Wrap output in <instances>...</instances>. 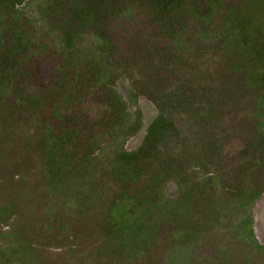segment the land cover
<instances>
[{
    "label": "rangeland",
    "instance_id": "rangeland-1",
    "mask_svg": "<svg viewBox=\"0 0 264 264\" xmlns=\"http://www.w3.org/2000/svg\"><path fill=\"white\" fill-rule=\"evenodd\" d=\"M17 4L6 23L29 37L59 25L38 0ZM120 11L100 25L113 39L106 94L9 111L0 90V264H264V0ZM92 22L80 49L98 66Z\"/></svg>",
    "mask_w": 264,
    "mask_h": 264
},
{
    "label": "flooded vegetation",
    "instance_id": "flooded-vegetation-1",
    "mask_svg": "<svg viewBox=\"0 0 264 264\" xmlns=\"http://www.w3.org/2000/svg\"><path fill=\"white\" fill-rule=\"evenodd\" d=\"M15 4L13 6V12H12V18L14 19V15H16L18 12L16 10H14L15 6L18 5L17 3H23L25 2V0H14ZM60 4L64 3L63 6L60 7V10L64 13V15L67 14V0H59ZM1 5L3 4V2L6 3V11L1 10L0 11V38H1V42L3 43L4 41V31H8L6 30L3 26L4 24H10V23H6V21L8 19H10L9 17V8L7 6V0H0ZM43 3V2H42ZM55 5V4H54ZM38 6L41 9V12L43 11L45 13V15L49 16L50 18H58V26H54L52 27L51 23H46L44 24L43 27L46 26H51L52 28L49 29V27H46L45 29L43 28H39V34L36 35L35 37H29L28 33L25 32V30H23L22 32H24V34L29 37V47L26 49V53L23 54V56H27L28 55V59L25 60H14V61H9L7 59H0V66H3V73L5 74V72L7 71L8 68H13V66L16 67L15 71H17L18 75V81H25V79L27 78V75L30 76L33 80L29 81L28 84V88H25L24 86L21 87L19 95L17 94V96H15L14 98L11 99L10 101V106L6 107L8 109H10L9 111H69L70 109H74L75 103L80 102L82 97V93H83V97L88 89V83H91L92 86V90H96L94 92H99L101 94H106L107 91H109V89L105 88V86L100 85L99 84V79H100V72L102 71V67L105 66L106 61L108 60L110 63H112V56H111V51H112V47L108 50L105 48L101 47V41L100 43H98L99 45L96 46V50L98 52V63H101L100 65L96 66V65H92L90 63H88L86 60H80V61H72V60H67V53L66 52H82L81 53V58L83 55V49H80V39L79 37L81 35H85L84 33L79 34V37L77 38V43L74 45L73 48L71 47H67V45H64L62 43V41L64 42V37L62 36V29L60 27V23H61V19L62 15L60 14V12H55V7H51L48 9L45 8V6H41V0H38ZM41 6V7H40ZM47 13V14H46ZM7 15V16H6ZM54 15V16H53ZM7 19V20H5ZM5 20V23H4ZM47 20V18H46ZM16 21V20H15ZM11 22V20L9 21ZM47 22V21H46ZM18 28V33L21 31L19 26L15 25ZM52 29H57L59 31L58 34L56 35H51L52 33ZM47 30H50L49 32ZM11 36L9 38H7L6 43L9 42V40L11 39V37H13V33L10 32ZM41 35L43 36L44 40L46 42H44V53L43 55L39 56L40 53V46L41 44L38 43V39L39 37H41ZM31 38V39H30ZM58 40H56V39ZM0 47H3L2 44H0ZM99 48H102L101 50H99ZM57 52L59 58H64L65 64L64 66H49L52 69L50 71L48 65H46L47 62L50 61V59H43L45 57H52L53 56V52ZM65 53V54H64ZM33 62V63H30ZM116 62V61H115ZM25 65L27 66V68L25 70H23V67H25ZM77 65V66H74ZM74 67H80L82 68V70H78L79 73L83 74V77H79V76H74V77H68L67 78V85L65 83H63L62 85L58 84L55 86V84H53L54 82V77H49V74H71L73 72V68ZM41 68V70H40ZM2 69L0 70V72L2 73ZM93 69V70H92ZM30 73V74H28ZM41 75H43L41 77ZM4 75L0 76V78H2ZM6 78L2 79V85L0 86V90H4V89H8V94L11 91V88L8 87V85L10 83L7 82V78H9L7 75H5ZM45 77H49L50 81L45 83ZM86 77L84 80L83 78ZM71 80L74 81V83L71 82ZM6 85V86H4ZM67 86V91L70 93H73V89H78L80 90L76 95L75 94H69L66 96L65 92L60 91L58 88H62V90L64 91L65 87ZM31 89V91L35 92V95L32 96L31 92H28V90ZM105 89L107 91H105ZM41 91H43V93L45 94H41ZM61 93V94H59ZM113 95H115L118 99V107H122L125 108V103L122 102L119 98V96H117L114 92ZM6 99V98H5ZM4 103V102H3ZM84 103V100H83ZM5 104V103H4ZM13 104H15L14 106H12ZM43 105V107H41V105ZM3 105V104H2ZM56 107V109L54 108ZM106 112V111H105ZM120 114H125V111H119ZM61 114V113H60ZM68 114V113H67ZM159 114V113H158ZM164 115V113H163ZM159 117V116H158ZM157 117V118H158ZM157 118H155L154 120H156ZM86 121V122H85ZM84 124L82 121H79V123L81 125L87 126L88 123H92V120H85ZM135 123H138L137 121L134 122L131 126H133ZM122 127H124L125 125H120ZM153 127V126H152ZM152 127H148V131L151 132ZM109 127H106L104 129V131H102V134L105 135V132L107 131ZM102 130V129H100ZM116 128L111 131L109 136H113L115 139L117 137H119V135L117 134H113L115 132ZM148 137V136H147ZM73 144H76V142H74ZM124 152L126 153H134V151H127L125 150ZM68 160V159H67ZM131 213L133 214V217H137V212H133L132 210H128L127 214H129L128 216L130 217ZM139 213V212H138ZM251 214V212H250ZM135 220V219H134ZM133 223V221L131 220L130 222L127 221H123V225L122 230L123 229H129V227H131L130 225ZM125 232V231H122ZM115 234L118 232H114ZM259 240V239H258ZM257 240V241H258ZM261 247V246H259ZM263 248V247H262ZM264 249V248H263Z\"/></svg>",
    "mask_w": 264,
    "mask_h": 264
},
{
    "label": "trees",
    "instance_id": "trees-1",
    "mask_svg": "<svg viewBox=\"0 0 264 264\" xmlns=\"http://www.w3.org/2000/svg\"><path fill=\"white\" fill-rule=\"evenodd\" d=\"M156 1H162V0H156ZM166 1V0H165ZM43 2V3H42ZM15 4L14 0H7V6L9 8V17L10 19L12 18V12H13V6ZM55 4V5H54ZM64 3L60 4L59 0H41V6H45V8L48 9L51 7H55V12H60V7L63 6ZM40 6V7H41ZM120 0H67V14L64 15V13L61 11L62 18L61 19V29L63 30L62 36L64 37V42L62 43L64 45H67V47L73 48L74 45L77 43V38L79 37V34L81 33H86L88 24L92 22V28L95 29L97 28L96 32H94L95 37L98 38L99 41H101V47L105 49H110L112 47L113 39L109 37L110 35H106L103 29H100V25H103V27H106L108 24L113 23L115 20L118 19L120 15ZM47 14V13H46ZM1 20V19H0ZM5 23V21H4ZM5 29L9 30L10 32L13 33V37L9 40L8 43L4 44L1 42L0 38V44L5 45L3 47H0V59H7V60H25L28 59L27 56H23V54L26 53V49L29 47V37H27L24 32L20 31L18 33V28L13 25V24H7L3 26ZM31 39V38H30ZM44 42H46L41 35L38 39V43L41 44L40 46V53L39 56L43 55L44 53ZM102 48H99L101 50ZM67 53V60H72V61H80L81 58V53L76 51V52H66ZM112 53V51H111ZM65 54V53H64ZM77 66V65H74ZM3 68V66H0V70ZM16 67L13 66V68H8L5 74L0 72V76L4 75L2 78H0V86L2 85V79L6 78L5 75H7L9 78H7V82L10 83L8 85L9 88H11L10 93L6 97V99L2 100L5 103V105L10 106V101L12 98L19 95L20 89L22 86L25 88H28V84L30 80H33L30 76L27 75V78L25 81L21 82L18 81V73L15 71ZM78 70H82L80 67H74L73 72L71 74H49V77H54V82L55 86L58 84L62 85L65 83L67 85V78L69 77H74V76H79L83 77V74L79 73ZM30 74V73H28ZM43 75H41L42 77ZM20 77V76H19ZM49 77H45V83L49 82L50 79ZM86 77L83 78V80ZM72 83H74L73 80H71ZM93 83V82H91ZM91 83H88V89L86 92L89 94H93L94 91L92 90ZM60 91L65 92L66 96L69 94H77L80 90L73 89V93H70L67 91V86L65 87L64 91L62 88H58ZM28 92H31V95L34 96L35 92L31 91V89L28 90ZM44 94L43 91H41L40 95ZM61 94V93H59ZM45 95V94H44ZM42 96V95H41ZM43 97V96H42ZM13 104L12 106H14ZM44 104L41 105L43 107ZM30 111V110H29ZM38 118H41L40 115H38ZM53 118L57 120H62V115L60 113H57ZM50 120V119H49ZM48 120V121H49Z\"/></svg>",
    "mask_w": 264,
    "mask_h": 264
}]
</instances>
